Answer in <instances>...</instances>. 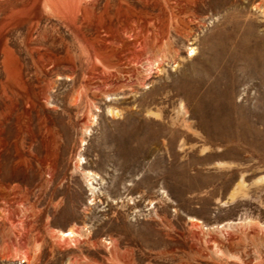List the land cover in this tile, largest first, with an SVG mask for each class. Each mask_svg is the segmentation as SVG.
I'll return each instance as SVG.
<instances>
[{
  "label": "rangeland",
  "instance_id": "374dc122",
  "mask_svg": "<svg viewBox=\"0 0 264 264\" xmlns=\"http://www.w3.org/2000/svg\"><path fill=\"white\" fill-rule=\"evenodd\" d=\"M82 3L0 0V264H264V0Z\"/></svg>",
  "mask_w": 264,
  "mask_h": 264
},
{
  "label": "bare ground",
  "instance_id": "6f19581e",
  "mask_svg": "<svg viewBox=\"0 0 264 264\" xmlns=\"http://www.w3.org/2000/svg\"><path fill=\"white\" fill-rule=\"evenodd\" d=\"M83 0H45V6H46V8L45 9H47L48 8V10H51L52 12H54L55 14L54 15H66V14H69V15H73V17H78L79 16V14H80V12H81V10H82V5H83ZM85 3H86V1H85ZM44 4V3H43ZM86 5H89L88 4V1H87V4ZM93 4H91V6H92ZM95 6H96V3L94 4ZM94 5H93V10H94ZM90 6V5H89ZM84 9V8H83ZM90 10V9H89ZM93 12L94 11H92V15H94L93 14ZM91 15V16H92ZM66 16H68V15H66ZM95 16V15H94ZM69 17V16H68ZM67 17V18H68ZM66 18V17H65ZM65 18H63V19H65ZM66 18V19H67ZM78 19V18H77ZM113 19V18H112ZM31 20H34V19H31ZM30 20V21H31ZM69 20V19H68ZM71 20H73V19H70L69 21H70V23L71 22H73V21H71ZM80 20V19H79ZM81 21H82V18H81ZM77 22V21H76ZM35 23V22H34ZM75 23V21L72 23V24H74ZM37 25V24H36ZM73 26V25H72ZM78 28H77V30L78 31H83V26L82 27H80V26H77ZM73 28H75V27H73ZM109 29V28H108ZM97 30V29H96ZM125 31V30H124ZM132 32V31H131ZM130 32V33H131ZM80 34V33H79ZM96 34V33H95ZM126 34V33H125ZM83 36L82 37H85V35L84 34H82ZM118 35V34H117ZM104 36V35H103ZM108 36H110V35H108ZM120 35H118V37H119ZM156 36V35H155ZM107 37V36H106ZM116 37V36H115ZM114 37V38H115ZM163 36L162 35H159L155 40H154V38H149L148 39V43L147 44H150V45H153V44H160L161 42H162V40H163ZM42 40H43V38H42ZM46 40V39H45ZM92 40V39H91ZM112 40H113V38H112ZM47 41V40H46ZM84 42H85V40H84ZM103 41L101 40V36L99 35V32L97 31V36L93 39V42H92V44H95V45H98V46H96V48H92V45H90L91 46V48H92V50H91V55H93V59H97V60H101V61H104V62H107L108 61V57L110 56V51H109V49H107L104 45H103ZM115 43V42H114ZM108 44V43H107ZM129 45V44H128ZM145 45H146V43H145ZM78 46H79V44H78ZM82 46V45H81ZM88 46V45H87ZM89 46V47H90ZM107 46V45H106ZM109 46V45H108ZM115 46V45H114ZM121 47V46H120ZM134 47V46H133ZM85 46H84V48H82V47H80V49H84V52H85ZM69 50V49H68ZM112 50H113V48H112ZM82 51V50H81ZM195 51L196 50H193V49H191L190 50V56H192V55H194V53H195ZM89 53L90 52V50H86V53ZM83 54V53H82ZM189 54V53H188ZM189 56V55H188ZM87 57H89L90 58V56H89V54H87ZM86 57V58H87ZM113 57V56H112ZM165 57V56H164ZM69 58V57H68ZM137 58V57H136ZM140 59V56L137 58V60H136V62L135 63H138L139 60ZM165 59V58H164ZM162 57L161 58H159V59H156V60H153V61H151L150 59V62H149V65L152 67V66H154V64L156 63V64H158V66H159V64H160V66H161V63H162V61L164 60ZM90 60V59H89ZM122 59H120V57H119V61H121ZM39 61V60H38ZM74 61V60H73ZM132 61H135V59L134 60H132ZM74 63V62H73ZM70 65V64H69ZM150 69V68H149ZM71 70H73V69H71ZM70 70V71H71ZM92 78H90V80H91ZM88 80V79H87ZM86 81V80H85ZM93 83V82H92ZM107 85H108V83H107V81L106 82H103V83H101V84H98V85H96L95 87H92L91 88V91L92 90H95L94 92H96V91H99V92H102V93H105L106 92V87H107ZM89 90H90V88H89ZM97 93V92H96ZM93 97V96H92ZM41 98H43L42 97V95H41ZM87 99V98H86ZM40 100H42V99H40ZM86 101H88V99L86 100ZM89 102V101H88ZM90 104H91V102H89ZM93 103V102H92ZM89 105V104H88ZM91 107V106H90ZM90 112V111H89ZM91 114V113H90ZM90 118H93V115H90L89 116V119ZM86 177H87V179L89 180V182H90V180L92 179V175H91V173H89V174H87L86 175ZM262 180V179H261ZM262 181H264V178H263V180ZM91 185V184H90ZM91 193H93V192H91ZM10 220H11V226H12V228H14V227H18V225L16 224V220L14 219V218H10ZM20 222H21V224H19V225H23V224H25L24 225V228H28L29 226H30V223L29 222H27V221H22V220H20ZM237 223V222H236ZM240 223V222H239ZM249 223V222H248ZM193 228L194 229H196V233H195V236L196 237H198V232H197V230L198 229H200L199 228V225L198 224H195L194 223V225H193ZM59 233V235L58 236H56V234L53 232L52 233V237L55 239V242H56V244L58 245V246H60V247H65V246H67L68 247V245H69V241H72V243L73 242H78V240L79 239H76L75 238V236L77 235V231H76V229L74 230V229H71V230H68L67 232H58ZM74 243V244H75ZM16 248H15V251L16 252H20V255H22L23 257H24V259H26V260H29V255H28V252H27V250H26V242H25V238H21L19 241H18V243L16 244V245H14ZM70 246V245H69ZM71 247V246H70ZM7 255V254H6ZM7 257V256H6ZM10 257V256H9ZM8 258V257H7Z\"/></svg>",
  "mask_w": 264,
  "mask_h": 264
}]
</instances>
